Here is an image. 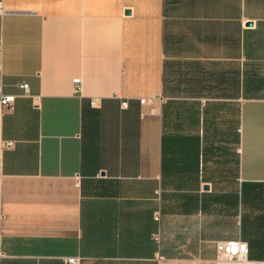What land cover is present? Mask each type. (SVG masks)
<instances>
[{"label":"crops","instance_id":"crops-1","mask_svg":"<svg viewBox=\"0 0 264 264\" xmlns=\"http://www.w3.org/2000/svg\"><path fill=\"white\" fill-rule=\"evenodd\" d=\"M0 3V264L264 262V0Z\"/></svg>","mask_w":264,"mask_h":264},{"label":"built area","instance_id":"built-area-1","mask_svg":"<svg viewBox=\"0 0 264 264\" xmlns=\"http://www.w3.org/2000/svg\"><path fill=\"white\" fill-rule=\"evenodd\" d=\"M4 5L0 3V14L4 13ZM78 90L81 89V81L79 79L75 80ZM18 87L22 90L28 92V84H19ZM0 101L4 105H11L15 101V96L4 95L0 91ZM144 103L145 100H142ZM95 104V102L93 103ZM128 103L125 101L122 103V107L126 108ZM14 143L8 142L5 144L6 148L13 147ZM156 219L160 220V214L156 213ZM218 260L220 262L232 263V264H264L261 261H251L248 257V244L242 240L234 241H222L218 243ZM67 264H81V259L79 257H71L67 259Z\"/></svg>","mask_w":264,"mask_h":264}]
</instances>
